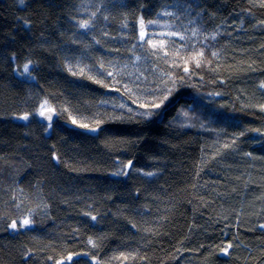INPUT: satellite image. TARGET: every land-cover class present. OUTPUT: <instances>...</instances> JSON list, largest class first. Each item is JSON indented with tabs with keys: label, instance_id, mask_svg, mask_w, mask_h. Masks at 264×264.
<instances>
[{
	"label": "trees",
	"instance_id": "obj_1",
	"mask_svg": "<svg viewBox=\"0 0 264 264\" xmlns=\"http://www.w3.org/2000/svg\"><path fill=\"white\" fill-rule=\"evenodd\" d=\"M262 4L0 0V264H264Z\"/></svg>",
	"mask_w": 264,
	"mask_h": 264
},
{
	"label": "snow or ice",
	"instance_id": "obj_2",
	"mask_svg": "<svg viewBox=\"0 0 264 264\" xmlns=\"http://www.w3.org/2000/svg\"><path fill=\"white\" fill-rule=\"evenodd\" d=\"M23 2V0H21V3ZM261 6H264V4H262ZM165 15H171V13H164ZM141 23L143 24V21H141ZM149 23H152L151 21ZM81 27H88L87 24H81ZM141 35H143V33H141ZM181 39H183V37H181ZM151 41H149L150 43ZM199 56H203V53H199L198 54ZM213 55H216L215 53H213ZM195 59V57H194ZM196 63V67H200V61L197 59L195 61ZM184 71L185 72H188L189 69L187 67L184 68ZM23 74H26V75H30V64L26 63L24 64L23 66ZM109 75H112V73H109ZM262 87H264V85H262ZM172 91L173 89L172 88H167L165 90H163L160 95H158L154 101L151 103L150 105V108L152 110H155V109H159L161 108L164 103L168 100L169 96L172 94ZM135 102V101H134ZM45 105H47V101L44 102V104H42L40 107H41V111H40V115L43 116L46 120L48 121H51L52 119V116L51 115H45ZM121 107H124L123 105H121ZM139 107H143V108H148L149 106L147 105H144V104H140ZM48 111H53L52 109H47ZM261 110L264 111V105L261 106ZM128 111H131V109H128ZM154 112L153 111H146L145 113H141V115H145V116H151L153 115ZM22 119H28L27 115L21 117ZM73 123H75V121H73ZM81 127H87V125H80ZM48 127L50 128L51 127V124L49 123ZM91 131H97L98 129L96 128H92L90 129ZM261 135H264V132H261ZM251 155V154H249ZM125 167H131V164L129 163L128 165H126ZM147 175H151V173H146ZM114 175H127V172H117V173H114ZM93 220L96 219L95 216L92 217ZM30 225V221L28 219H24L22 221V226H28ZM10 227L13 228V229H16L17 231L19 229H17V224L15 221H13L11 224H10ZM261 228H264V224L260 225ZM89 243H93L92 241H89ZM232 247L231 244H228L226 248L222 249V251L224 252L225 255H228V249H230ZM68 259L70 260L71 257H68ZM60 264H63V262L61 261Z\"/></svg>",
	"mask_w": 264,
	"mask_h": 264
},
{
	"label": "water",
	"instance_id": "obj_3",
	"mask_svg": "<svg viewBox=\"0 0 264 264\" xmlns=\"http://www.w3.org/2000/svg\"><path fill=\"white\" fill-rule=\"evenodd\" d=\"M140 28L142 29L143 26L140 25ZM45 115H51V116H52L51 121H48V120H46L43 116H41L42 121H43L45 124H47V125H49V123L52 124V123L55 121V119H56V114H55L54 111H48V110L46 109V110H45Z\"/></svg>",
	"mask_w": 264,
	"mask_h": 264
}]
</instances>
